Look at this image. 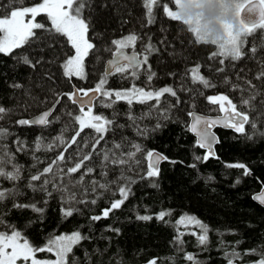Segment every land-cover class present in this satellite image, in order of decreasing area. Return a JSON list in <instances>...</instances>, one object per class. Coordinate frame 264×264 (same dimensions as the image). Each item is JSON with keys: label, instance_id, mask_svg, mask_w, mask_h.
<instances>
[{"label": "trees", "instance_id": "1", "mask_svg": "<svg viewBox=\"0 0 264 264\" xmlns=\"http://www.w3.org/2000/svg\"><path fill=\"white\" fill-rule=\"evenodd\" d=\"M10 2L0 0V8L7 10ZM38 2L40 0H25L28 6ZM154 14L156 22L148 24L143 0H88L84 15L90 21L89 39L95 47L85 57L86 79L83 80L76 77L69 80L63 74L62 64L66 56L74 52L66 39L50 41L46 38L48 33L41 30L36 31L42 39L26 53L33 63L39 61L35 67L13 58L24 49L14 50L12 56L0 54V105L13 109L9 117L0 120V126L11 133L0 143L7 145L15 156L13 162L22 168L20 180L0 179V190L15 188L18 193L14 199H5L0 203V216L5 221L0 231H10L8 225L11 224L34 246L43 247L50 236L79 230L89 239L74 247L69 264L72 255L79 264H149L153 259L157 264H193L185 259L186 254H192L200 264H227L225 250L231 251L236 246L243 255L245 250L264 245V207L252 199L253 193L264 184V137L254 135L250 128L247 129L250 139L234 130L218 129V159L209 158L207 162H200L194 159V155L202 156L205 150L195 146L196 137L188 130V113L192 110L220 113L218 105L209 103L208 96L226 94L234 98V103H238L241 96L246 97L251 91L245 81H251L264 94V87H261L264 78L257 79L264 68V37L256 35L257 28L247 38L245 55L238 61L229 58L222 65L219 63L222 57L211 53L212 48L217 51L214 45L195 42L182 24L164 15L162 7L154 6ZM37 19L49 23L43 15ZM132 33L141 38L135 48L140 53L149 42L157 49L148 59L151 71L156 76L149 82L145 66L140 69L138 79L130 74L107 76L104 87L123 89L135 84L146 90L149 87L155 90L170 86L177 91L178 101L177 97L166 94L162 98V108L166 99L167 104L172 106L168 119L162 118V114L154 109L151 117L138 119L134 126L129 115L142 116L148 111V105L135 102L128 105L121 100L112 107H104L107 99L100 96L102 99L99 98L94 107L97 114L114 120L111 130L104 133V139L99 144H95L99 134L85 129L72 144L71 138L79 128L74 117L80 115V111L77 104L62 94L73 92L76 86L95 88L97 82L105 78V63L115 51L112 41ZM253 47L257 49L255 55L251 51ZM197 64L200 65V74L215 87L205 88L199 83H192L189 69ZM222 67L225 68L223 72L219 71ZM225 78L231 84H239L241 89L249 90H234L230 84H225ZM16 83L22 88L11 87ZM58 99L60 103L47 126L16 123L47 109ZM261 99H264V95L256 98L257 110L251 114V118L256 120L257 129L264 132ZM157 123L160 124L159 128H155ZM145 127L149 131L139 135L137 129ZM61 136L64 143L57 139ZM38 139L42 141V147L37 151ZM122 140L125 143L124 152L130 150L131 143H138L145 150L138 154L140 164L133 165L131 169L112 163L113 152L120 151L114 149V144ZM17 141L23 142V150L17 151L21 147ZM149 150H159L169 160L161 164L159 177L142 179L147 172L148 161L145 157ZM60 154L65 159L54 164L53 161ZM105 154L109 155L107 161L103 158ZM85 155H90L91 159L84 161V167L77 173L66 174V169L80 162ZM193 163L196 168L189 167ZM236 163L245 164L251 175H242L243 169L227 167ZM49 165L53 168L52 173L45 174L41 181H31L32 175H39ZM8 167L11 169V165ZM87 168L93 171L87 173ZM122 171L126 177L135 180V183L128 185L131 194L108 218L92 221V216L101 215L113 201L121 198L118 188L126 183L121 179ZM81 177L80 185L70 186L74 187L77 198L85 203L75 204L80 211L64 218L61 209L65 204L57 187ZM44 179L50 183L43 185ZM93 181L97 185L112 183L108 190L97 186L95 191H91ZM153 183H157L158 187H152ZM30 184L36 185L37 190L34 191ZM40 187L47 190L40 191ZM48 192H51L50 196ZM92 199H96L95 204L90 202ZM13 204H35L43 211L34 212L30 207L15 208ZM161 210H170L172 215L166 216L164 221L158 220L155 216ZM185 214L195 216L212 230L207 247L198 245L196 236L191 234H200L195 225L176 223ZM144 215H151L153 219H137ZM109 228L119 229V233L109 231ZM178 232L184 233L183 245L176 241ZM238 241L240 243L237 245ZM39 254L53 256L47 252ZM257 259L255 255H244L243 260L236 263L252 264Z\"/></svg>", "mask_w": 264, "mask_h": 264}, {"label": "snow or ice", "instance_id": "2", "mask_svg": "<svg viewBox=\"0 0 264 264\" xmlns=\"http://www.w3.org/2000/svg\"><path fill=\"white\" fill-rule=\"evenodd\" d=\"M88 4V0H40V2L34 5L28 6L25 0H11L7 10L0 8V54L5 56H12L14 50L24 49V51L17 53L13 58L17 59L18 62H22L25 65L35 67L39 61L33 63L32 59L27 53L28 49L32 47L34 43L40 41L42 37L36 30L48 33L46 37L48 40L58 42L57 38H65L67 44L74 50L72 54L66 56L62 68L63 74L69 80L73 77L78 79H86L85 57L88 56L90 50L95 45L90 42L89 29L91 27L90 21L85 17L84 11ZM179 0H143V6L147 10V23L154 24L156 22V16L154 14V6L162 7L164 15L174 22L189 23L188 21H181L178 12L176 11ZM237 15L240 18L241 30L239 32H233L229 27L226 30V40L219 45H215L217 51L213 53V56H220L222 59L219 61L220 64H224L225 60L231 59L232 61L240 60L244 55L242 50L246 42L247 37L252 34L257 28L264 29V0H240L236 4ZM247 12L248 22H245L241 18V14ZM45 16L49 23L39 22L38 17ZM194 37L195 42L200 43L197 28H190L187 30ZM141 39L135 33L129 34L128 36L122 37L121 39L113 40L112 44L115 46L113 53V60L109 61V71H106L105 78H102L95 88L93 89H82L77 88L73 92L63 93V96H67L73 104H79L80 115L74 117L76 123L79 125L75 135L71 138V143H76V137H79L85 129H92L95 133L99 134L95 140V144H99L100 140L104 139V133L111 130L110 126L114 124V120L107 118L106 116L93 113V99L96 94L107 99V103L103 104L104 107H112L118 101H126L128 105H132L134 102L138 104L148 105V111L142 114L140 117L129 115V119L135 126L138 119H144L145 117H151L153 110L155 109L158 113L162 114V118L168 119V112L171 110V105L167 104V100L163 101L162 98L165 95L177 97V91L173 87L165 86L163 88L152 90H146L143 87H136L135 84L131 88L124 90H106L104 85L107 83L106 77L112 74H130L133 78H139L140 69L142 66H147V80L149 82L156 76L155 72L151 71V65L148 64L149 55L157 51L154 45L149 42L144 47V53L141 54L135 51L137 41ZM27 46V48H25ZM50 46V45H49ZM131 48L130 54L124 50ZM252 54L255 55L257 49L252 48ZM129 70L131 72L129 73ZM191 73V81L193 84L199 83L205 88L215 87L205 76L200 74V65L197 64L193 68L189 69ZM219 71H225V68H220ZM264 78V68L258 74L257 79ZM225 84H230L234 90H240L247 92L249 89H241L239 84H231V82L225 78ZM245 84L251 89L249 95L246 97L241 96L238 103H234V98H230L226 94H218L208 96L207 100L213 105H218V110L221 113H225L223 117L210 118L202 115H197L195 112H190L188 115L191 117V124L188 126V130L192 132L196 137L195 146L201 149H205L204 155H194V159L200 162H207L209 158H217L214 145L220 142L216 133L212 129L216 126L229 128L234 130L236 133L244 135L245 138L250 139L251 136L248 134V128L253 130L254 135L264 137V132L257 129V122L254 118H251V114L257 110L256 98L262 96L258 88L251 84V81H245ZM11 87L19 89L22 85L16 83ZM264 87V84L261 85ZM91 93V95H90ZM87 97V100L83 98ZM154 101L155 103H149ZM178 101V97H177ZM59 99L56 103H59ZM87 107V111L85 108ZM260 107L264 109V99L260 101ZM162 108V112H161ZM53 109L44 111L38 117L32 120L20 119L16 121L19 125H47L50 123L49 117L52 115ZM13 109L6 108L0 105V120H4L9 117ZM264 115V113H262ZM247 126V127H246ZM122 127V125H121ZM160 124L157 123L155 128H159ZM155 130V129H153ZM139 135H145L149 130L145 127L144 129H137ZM11 135L6 127L0 126V141L6 140ZM60 143H64L63 137L57 138ZM21 147L17 148V151L23 150V142L17 141ZM94 144V147H95ZM70 146V145H69ZM42 147V141H36V150H40ZM51 148V145L47 146ZM125 147V143L122 140L120 143L114 144V149L120 150L113 152L112 163L120 166H127L129 169L133 165H139L140 160L138 154L144 153V148L138 143H131L130 150L122 151ZM104 160H109V155H104ZM148 161L147 172L145 176L141 178H156L160 175L159 165L162 161H168L169 158L158 152L147 151L146 157ZM65 159L63 154L57 157L56 161H63ZM90 155H85L80 162L76 163L73 167L66 169V174L77 173L82 167H84V161L90 160ZM15 156L7 148V145L0 143V179L9 181H17L21 179L22 168L18 163H14ZM175 164L177 161H170ZM11 165V169H9ZM189 167L196 168V164L193 163ZM229 168L243 169L242 175H251L250 169L243 163L228 164ZM64 171V170H61ZM92 168H87V173H91ZM53 168L51 165L45 167L39 175H32L31 181H41L45 174L52 173ZM121 179L125 180L124 186L118 188L120 199L113 201L110 207L104 209L101 215L92 216V221H99L109 217L110 213L116 209H119L131 194V188L128 186L135 183V180L130 177H126L121 172ZM210 179V178H209ZM83 177L77 181H68L66 184L59 185L57 190L60 192L65 207L61 209L64 218L72 217L74 213H78L80 210L75 207L77 203H85L84 200L78 199L74 187L70 185H80ZM43 185L50 183L48 179L42 181ZM112 182L98 184L97 182H91V191H95L98 186L101 189L108 190L109 184ZM240 183L239 180L236 181ZM33 190H37L36 185H29ZM152 187H158L157 183H153ZM38 190L46 191L45 187H40ZM87 190V189H86ZM15 188L9 190H0V203H3L5 199H14L17 195ZM51 195V192H48ZM252 199L264 206V184H262V190L257 194L253 195ZM92 204L96 203V199L90 201ZM15 208H31L34 212L42 213L41 208H37L35 204H13ZM170 210H161L156 214L155 218L164 221L166 216H171ZM139 220H151V215L138 216ZM5 223L3 216H0V226ZM176 223L178 225H195L199 230L200 234L197 235L195 232L191 234L196 236L197 243L200 246L207 247L210 243L209 232L212 231L209 226L203 223L200 219L191 215L181 216ZM10 231H0V264H69V256L73 254L75 246L81 244L83 240L89 239L88 236L82 235L81 231L75 230L71 234H61L56 236H50L47 243L43 247L34 246L30 241L24 237L21 231L15 229L11 224L8 225ZM109 231H115L119 233V229L109 228ZM183 232H178L176 241L178 244L183 245L184 241L182 236ZM240 242H236L238 245ZM53 253L55 256L54 260L50 259H38L37 253ZM86 257L88 253H85ZM244 255H255L258 259L252 264H264V245L245 250L243 255L237 251L236 246H233L231 251L225 250V259L227 264H236L237 261H242ZM185 259L192 261L193 264H200L198 260L192 254H186ZM71 264H79L77 258L72 255ZM149 264H157L156 259L149 261Z\"/></svg>", "mask_w": 264, "mask_h": 264}, {"label": "clouds", "instance_id": "3", "mask_svg": "<svg viewBox=\"0 0 264 264\" xmlns=\"http://www.w3.org/2000/svg\"><path fill=\"white\" fill-rule=\"evenodd\" d=\"M240 0H179L176 11L188 30L198 29L200 44L219 45L226 40V30H241L236 4Z\"/></svg>", "mask_w": 264, "mask_h": 264}, {"label": "water", "instance_id": "4", "mask_svg": "<svg viewBox=\"0 0 264 264\" xmlns=\"http://www.w3.org/2000/svg\"><path fill=\"white\" fill-rule=\"evenodd\" d=\"M248 16H249V14L247 13V12H243L242 14H241V18L243 19V20H245V22H248ZM126 53H128V54H130L131 53V51L132 50H129V49H125L124 50ZM137 53H140L139 51H137V50H135ZM113 58H114V55L112 54V56L110 57V58H108V60H107V62H106V64H105V73H106V71H109L110 69H109V61H111V60H113ZM75 89H77L76 87L74 88V90ZM90 95H91V93H90ZM100 97V94H96V97L93 99V103H92V107H94V105H95V103H96V101H97V99ZM84 100H87L88 98L87 97H84L83 98ZM60 101V100H59ZM60 103V102H59ZM59 103H56V102H54L50 107H48L47 109H44V110H42V111H40L39 113H37V114H35L34 116H32L31 118H29L28 120H32V119H34L35 117H38L40 114H42L44 111H48L49 109H53V111H52V115H53V113H54V111L56 110V108H57V106H58V104ZM78 106H79V104H77ZM80 107V106H79ZM87 108V107H86ZM191 112H195L197 115H202V116H205V117H210V118H213V119H215V118H218V117H223L224 115H225V113H216V114H209V113H204V112H201V111H198V110H193V111H191ZM51 115V116H52ZM50 116V117H51ZM50 117H49V119H50ZM191 124V117H190V122H189V125ZM48 125V124H47ZM47 125H35V126H39V127H45V126H47ZM218 129H229V128H224V127H221V126H216V127H214L213 129H212V131L213 132H215L216 133V135H217V137L219 138V140H220V136H219V133H218ZM229 130H232V129H229ZM194 135V134H193ZM195 136V135H194ZM220 143V142H219ZM218 143V144H219ZM218 144H216V145H214V149H215V153H216V157H217V151H216V149H217V146H218ZM205 150V149H204ZM206 151V150H205ZM154 152H158V153H160V154H162V155H164L161 151H159V150H154ZM165 156V155H164ZM164 161H162L161 163H160V165H159V168H160V166H161V164L163 163ZM262 190V187H260V189L259 190H257L256 192H254L253 193V195H255V194H257L259 191H261ZM253 195H252V197H253ZM258 203V202H257ZM262 206V205H261ZM262 207H264V206H262Z\"/></svg>", "mask_w": 264, "mask_h": 264}, {"label": "rangeland", "instance_id": "5", "mask_svg": "<svg viewBox=\"0 0 264 264\" xmlns=\"http://www.w3.org/2000/svg\"><path fill=\"white\" fill-rule=\"evenodd\" d=\"M260 29V28H259ZM258 29V32L256 33V35L257 36H259V37H264V29H261V30H259ZM125 36H128V35H125ZM125 36H123V37H125ZM122 37H120V38H118V39H121ZM248 38V37H247ZM246 42H247V39H246ZM246 42H245V44H244V47H245V45H246ZM212 46V45H211ZM244 47H243V51H245V49H244ZM141 48V47H140ZM128 49V48H127ZM129 50H132L131 48H129ZM136 50V49H135ZM211 50V49H210ZM217 50V49H216ZM141 51H143L144 52V50L143 49H141ZM208 52H209V50H208ZM211 52V51H210ZM215 51L213 50V48H212V54L214 53ZM146 54V53H145ZM247 55H249L248 53H247ZM150 57V56H149ZM86 60V59H85ZM85 60H84V65H85ZM85 73H86V67H85ZM109 76H111V75H109ZM79 83V82H78ZM98 83V82H97ZM80 84H82V83H79V85ZM137 87V86H136ZM80 88H82V89H85V90H87V89H90L89 87H84V86H82V87H80ZM106 90H124V89H128V88H131V87H127V88H123V89H116V88H106V87H104ZM99 98H101V97H99ZM103 98V97H102ZM101 98V99H102ZM100 99V100H101ZM97 101H98V99H97ZM95 106V105H94ZM85 111H87V108H85ZM93 113L94 114H97L96 113V109H95V107H93ZM63 234H71V233H63ZM61 235V234H60ZM53 254V253H52ZM37 258L38 259H50V260H54L55 259V256H54V254H53V256L52 257H46V256H43L42 254L40 255L39 253H37ZM237 264V263H236Z\"/></svg>", "mask_w": 264, "mask_h": 264}, {"label": "bare ground", "instance_id": "6", "mask_svg": "<svg viewBox=\"0 0 264 264\" xmlns=\"http://www.w3.org/2000/svg\"><path fill=\"white\" fill-rule=\"evenodd\" d=\"M137 51H138V50H137ZM111 56H112V55H111ZM111 56H110V57H111ZM110 57H109V58H110ZM107 60H108V59H107ZM106 62H107V61H106ZM105 64H106V63H105ZM104 72H105V68H104ZM108 76H109V75H108ZM74 88H75V87H74ZM76 88H78V87L76 86ZM92 89H93V88H92ZM98 99H99V98H98ZM96 102H97V101H96ZM95 104H96V103H95ZM192 111H193V110H192ZM33 116H34V115H33ZM30 118H31V117H30ZM49 120H50V119H49ZM219 136H220V135H219Z\"/></svg>", "mask_w": 264, "mask_h": 264}, {"label": "flooded vegetation", "instance_id": "7", "mask_svg": "<svg viewBox=\"0 0 264 264\" xmlns=\"http://www.w3.org/2000/svg\"><path fill=\"white\" fill-rule=\"evenodd\" d=\"M141 54H144V52H143V51H141ZM142 67H145V66H142Z\"/></svg>", "mask_w": 264, "mask_h": 264}]
</instances>
